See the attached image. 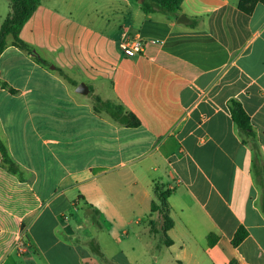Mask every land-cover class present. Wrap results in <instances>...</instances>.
<instances>
[{"label":"crops","instance_id":"1","mask_svg":"<svg viewBox=\"0 0 264 264\" xmlns=\"http://www.w3.org/2000/svg\"><path fill=\"white\" fill-rule=\"evenodd\" d=\"M102 2L109 19L89 8L77 21L74 6L40 0L20 37L44 61L11 40L0 54V139L19 168L0 153V262L264 264V0L249 13L238 0H183L174 16ZM124 31L143 39L141 53L119 48ZM97 97L139 125L99 112ZM155 182L170 190L168 244L150 227ZM239 225L247 235L233 245Z\"/></svg>","mask_w":264,"mask_h":264},{"label":"trees","instance_id":"2","mask_svg":"<svg viewBox=\"0 0 264 264\" xmlns=\"http://www.w3.org/2000/svg\"><path fill=\"white\" fill-rule=\"evenodd\" d=\"M10 11L3 18L0 25V54L7 46V37L11 36V44L22 49L26 52L32 53L30 45L22 40L20 37V31L23 25L29 20L35 9L40 3V0H9ZM138 3V0H132ZM183 0H141L139 6L145 13H162L166 15H177L180 12V5ZM254 0H238V7L242 11L249 13L251 5ZM40 61H44L42 58L37 57ZM6 85L5 83H3ZM99 107L97 110L100 112L105 110L111 114L114 120L120 124L127 126H138L139 120L134 113L125 110L120 104L113 100H102L100 97L96 98ZM227 107L229 109L231 119L235 124L237 133L240 136L243 143L248 144L255 156L256 151L259 150L260 145L257 141V135L250 122L249 115L243 108L241 102L237 98H229L227 101ZM0 153L2 155L1 164L6 167L7 170L14 174H19V168L14 160H12L7 152L5 144L0 139ZM170 194V190L164 188L163 184L155 182L153 186V200L151 201V216L150 225L155 227V215L162 217L164 222L160 225L158 230H153L155 233L160 234L162 240L166 244L171 242V239L167 235V230L172 227L173 220L170 216V206L167 201V197ZM95 210V215L97 214ZM95 225L99 226L96 218H94ZM247 235L246 229L239 225L233 235L231 243L233 245L239 244ZM217 235L211 233L207 236L209 244H213ZM86 243L90 245L96 254H100L98 250L94 248V240H86ZM92 249V250H93ZM105 264H114L112 261L104 259Z\"/></svg>","mask_w":264,"mask_h":264},{"label":"rangeland","instance_id":"3","mask_svg":"<svg viewBox=\"0 0 264 264\" xmlns=\"http://www.w3.org/2000/svg\"><path fill=\"white\" fill-rule=\"evenodd\" d=\"M63 1V3L59 6V9L61 11L66 12V13H69L68 12V7L70 6H74L75 8V11L72 12V17L74 19H76L77 21L79 19H82V20H86V16H85V10L86 9H89V8H92V17H94L95 15H97L98 13L99 14H102L104 19H109L110 17H107V12H105V14L101 13V11H103V9L101 8L102 4H103V0H61ZM134 3H136L135 1H133ZM95 3L98 4V6H95ZM98 7V8H97ZM98 9V11H95L94 9ZM10 11V1L9 0H0V25L2 23V20L3 18L6 16V14ZM111 25V23L109 24ZM11 40V36H8L7 37V41H10ZM23 40V39H22ZM24 41V40H23ZM27 43V42H26ZM31 50H33V48L30 46ZM32 54H37V57H40V54H38L37 52H34ZM47 61V60H46ZM54 64L51 63L50 64V67H52ZM100 97H102L101 95H99ZM103 98V97H102ZM103 100V99H102ZM99 161H102V160H99ZM106 162H115V161H118L117 157L115 158H110V159H107L105 160ZM83 211H87L86 208L83 209ZM164 219L162 217H160L158 214H157V217L155 215V227L152 225H150L151 227V230H158L160 228V225L164 222L163 221ZM92 232H95V228L92 229ZM154 232V231H153ZM163 239V238H162ZM18 241V237H16L14 239V242H13V248H14V244L18 243L16 242ZM13 258H15V253L13 252ZM16 259V258H15ZM17 260V259H16ZM0 264H2L0 262ZM22 264H26L25 261H23ZM28 264H34L33 262L31 263H28Z\"/></svg>","mask_w":264,"mask_h":264},{"label":"built area","instance_id":"4","mask_svg":"<svg viewBox=\"0 0 264 264\" xmlns=\"http://www.w3.org/2000/svg\"><path fill=\"white\" fill-rule=\"evenodd\" d=\"M119 48L127 56H134L142 52L144 42L143 39L136 35L124 31L118 42Z\"/></svg>","mask_w":264,"mask_h":264},{"label":"water","instance_id":"5","mask_svg":"<svg viewBox=\"0 0 264 264\" xmlns=\"http://www.w3.org/2000/svg\"><path fill=\"white\" fill-rule=\"evenodd\" d=\"M140 2H141V0H138V3H140ZM183 17L185 18V16H184L183 14H182V15H179V16H178V19H177V22H182V21H184V20H183ZM185 19H187V18H185ZM76 90H77L78 92H80V93H87L88 90H89V88H88V86H87V84H86L85 82H80V83L78 84Z\"/></svg>","mask_w":264,"mask_h":264}]
</instances>
